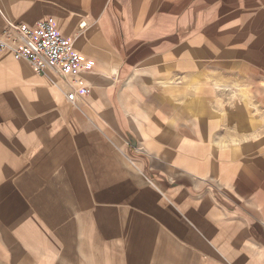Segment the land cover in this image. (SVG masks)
<instances>
[{
    "label": "crops",
    "instance_id": "0c3cea01",
    "mask_svg": "<svg viewBox=\"0 0 264 264\" xmlns=\"http://www.w3.org/2000/svg\"><path fill=\"white\" fill-rule=\"evenodd\" d=\"M47 17L92 68L0 49V264H264V0H0Z\"/></svg>",
    "mask_w": 264,
    "mask_h": 264
},
{
    "label": "built area",
    "instance_id": "2783aa9c",
    "mask_svg": "<svg viewBox=\"0 0 264 264\" xmlns=\"http://www.w3.org/2000/svg\"><path fill=\"white\" fill-rule=\"evenodd\" d=\"M0 49L9 50L16 59L27 60L37 73L54 71L74 78L92 68L75 50L73 41L58 31L53 17L37 20L32 25L7 24L0 32ZM87 92L86 87L72 86L66 97L74 102Z\"/></svg>",
    "mask_w": 264,
    "mask_h": 264
}]
</instances>
